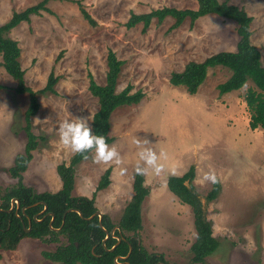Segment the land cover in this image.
<instances>
[{
  "label": "rangeland",
  "instance_id": "374dc122",
  "mask_svg": "<svg viewBox=\"0 0 264 264\" xmlns=\"http://www.w3.org/2000/svg\"><path fill=\"white\" fill-rule=\"evenodd\" d=\"M39 1L0 0V24L14 11ZM220 1L236 4L252 16L250 41L261 52L264 65V0ZM46 6L49 11L31 15L7 33L19 44L28 86L38 90L51 72L57 77L53 92L37 93L39 108L31 117L37 146L21 173L22 182L37 192L61 188L57 166L69 164L73 153L59 143L58 124L85 117L91 126L98 100L89 90V78L105 83L106 55L112 49L123 61L117 90L130 83L144 96L137 104L117 107L110 116L109 134L114 139L108 144L115 145L123 163L97 164L91 158L94 153H89L73 167L71 194L92 198L97 210L118 225L137 174L140 149L132 141L147 139L148 147L158 155L163 151L167 158L160 161L165 165L163 173L157 176L149 169L143 175L149 193L141 204L140 244L162 254L169 264H191L190 246L196 237L192 209L173 194L168 179L193 165L191 183L219 240L203 264H264V128H250L243 97L252 83L220 94L217 85L230 75L223 66L209 68L194 94L169 82L170 74L188 61L235 50L239 39L235 21L210 13L193 23L187 18L173 29L172 17L162 22L152 19L146 30L140 22L131 28L125 25L131 13L164 6L195 8L197 0H48ZM80 6L94 23L83 16ZM16 84L0 65V196L18 182L9 167L26 143L23 128L30 97L28 92H16ZM107 169L109 183L97 189ZM121 169L126 171L122 174ZM210 169L215 170L220 187L209 201L206 194L213 183L203 176ZM57 245L24 237L15 250L0 248V264H56L42 251Z\"/></svg>",
  "mask_w": 264,
  "mask_h": 264
},
{
  "label": "trees",
  "instance_id": "16d2710c",
  "mask_svg": "<svg viewBox=\"0 0 264 264\" xmlns=\"http://www.w3.org/2000/svg\"><path fill=\"white\" fill-rule=\"evenodd\" d=\"M47 2L48 0H41L23 10L14 11L7 21L0 24V56L2 59L0 65L16 80V92H28L30 97L23 128L26 143L23 151L14 156L13 163L9 167V172L18 179V182L13 187L6 188L0 196V208L2 209L0 210V248L15 250L24 237H31L45 242L58 243L53 250L42 251L44 258L56 264H169L162 254L146 250L137 237L142 229L141 204L149 193V188L144 185L143 175L136 174L132 186L133 194L120 217L119 229L114 231V235L123 236L125 240L121 238L112 251L108 249L117 242L116 237L110 234L105 244H103V239L106 230L110 232L116 224L112 223L106 214L103 215L101 223L97 215L89 218L97 210L93 199L71 194L74 185L73 167L84 159L82 155L73 154L69 164L60 163L57 166L62 185L56 191L37 192L21 180V173L32 159V152L37 146V137L31 127V117L39 108L37 93L53 92L57 77L51 72L46 85L38 90H33L28 86L24 79L25 70L20 62L19 44L7 33L21 21H29L31 15H38L42 10L49 11L46 6ZM80 9L83 16L94 23L86 9L83 6H80ZM210 13L235 21L239 37L235 50L219 51L200 61H188L182 70L173 71L170 74L169 82L175 86L182 85L188 93L194 94L205 81L209 68L226 67L230 70V75L217 85L218 92L224 94L238 90L250 81L252 85L247 87L243 96L249 111V126L251 129L264 128V65L261 52L250 41L252 16L243 8L227 1L197 0L195 8L164 6L149 12L131 13L125 25L131 28L140 22L143 25L142 30H146L152 19L162 22L166 17H172L174 21L170 29H173L187 18L193 23ZM61 54L62 52L58 57ZM106 64L105 83H97L90 75L89 90L98 100V109L93 114L91 127L95 134L103 135L107 143H110L114 139L109 134L112 112L121 105L139 103L144 93L140 89L133 90L130 83L123 89L117 90L123 61L112 49L107 52ZM194 170L192 165L181 176L171 175L168 179V186L181 202L188 204L192 209L196 237L190 246L191 264H203L206 258L215 252L219 246V240L213 234L203 202L191 183L195 177ZM109 171L110 169H107L104 172L97 189L108 185ZM186 180L189 184L185 182ZM219 187V183L213 184L206 194V199L213 200L219 192ZM12 198H17L19 201L17 213L14 209L8 211ZM44 203L47 208L42 211ZM22 207H26L24 212L21 210ZM69 208L80 210L82 216L75 210L66 212ZM47 212L53 213L51 225L52 215L48 213L43 217ZM36 213H39L37 217L42 220L37 221L32 218ZM28 217L31 218V226L30 231L26 232L24 227H29ZM119 230L122 233H119ZM61 238L64 241H61ZM129 244L132 246L131 253L126 260L118 258L119 263H117L115 257L125 256L128 253Z\"/></svg>",
  "mask_w": 264,
  "mask_h": 264
},
{
  "label": "clouds",
  "instance_id": "9594fccd",
  "mask_svg": "<svg viewBox=\"0 0 264 264\" xmlns=\"http://www.w3.org/2000/svg\"><path fill=\"white\" fill-rule=\"evenodd\" d=\"M88 121L85 117H74L59 122L57 127L59 143L71 153L82 155L85 159L89 158L87 153H94L91 157L94 163L121 165L123 160L115 145L110 146L103 135L95 134ZM132 142L140 149L135 169L138 175H146L149 169L157 176L165 171V165L160 162L162 158H167L163 151L158 155L153 148L148 147L151 143L147 139L134 138ZM125 171L121 169L122 174ZM203 179L213 184L218 182L213 169L204 173Z\"/></svg>",
  "mask_w": 264,
  "mask_h": 264
},
{
  "label": "water",
  "instance_id": "95a60500",
  "mask_svg": "<svg viewBox=\"0 0 264 264\" xmlns=\"http://www.w3.org/2000/svg\"><path fill=\"white\" fill-rule=\"evenodd\" d=\"M14 202L17 203V207H16V209L18 208L19 201H18L17 198H14V199H12L10 210L13 208V206H14ZM25 208H26V207H22V208H21L22 212H24ZM46 208H47V205L44 203V208H43L42 211H44ZM0 210H2V209L0 208ZM70 210H75V211H77V212L79 213V215L82 216V213H81L80 210H78V209H76V208H69V209L66 210V212H67V211H70ZM66 212H65V213H66ZM48 213H50V214L52 215V218H51V221H50V225H51V222H52V220H53V213H52V212H47L46 214H48ZM65 213H64V215H63V218H64V216H65ZM94 215H97V216L99 217V222L101 223L102 216H103V214L101 213V211H100V210H96V211H95V212H94L89 218H92ZM37 216H38V213H36V214L33 216V219H35V220H37V221L42 220V219L37 218ZM28 222H29V227H24V230H25L26 232L30 231L31 218H29V217H28ZM115 229H119V226H118V225H115L114 228L112 229V232H113V230H115ZM110 234L114 235V233H109V232L106 230L105 237H104V239H103V244H105V240L109 237ZM114 236L116 237L117 242H116L111 248L108 249V250H111V251L115 248L116 244L121 240V238H123V239L125 240V238H124L123 236H116V235H114ZM131 251H132V246H131V244H129V250H128V253H127L125 256H116V257H115V261H116L117 263H119L118 260H117L118 258H121V259L126 260V258L129 256V254L131 253Z\"/></svg>",
  "mask_w": 264,
  "mask_h": 264
},
{
  "label": "flooded vegetation",
  "instance_id": "af4514ba",
  "mask_svg": "<svg viewBox=\"0 0 264 264\" xmlns=\"http://www.w3.org/2000/svg\"><path fill=\"white\" fill-rule=\"evenodd\" d=\"M12 199H14V198H12ZM12 199H11V202H12ZM11 207V206H10ZM10 207H9V210L8 211H10ZM16 207H17V203L16 202H14V206H13V208L12 209H14L15 210V212L17 213V211L19 210V205H18V208L16 209ZM11 209V210H12ZM39 214V213H38ZM47 214H45L43 217H45ZM34 216V215H33ZM33 218V217H32ZM38 218V217H37ZM117 225V224H116ZM115 226V225H114ZM114 228V227H113ZM112 228V229H113ZM112 229L110 230V232L109 233H114V231L115 230H113V232H112ZM58 230V229H57ZM119 233H122V231H120L119 230Z\"/></svg>",
  "mask_w": 264,
  "mask_h": 264
}]
</instances>
